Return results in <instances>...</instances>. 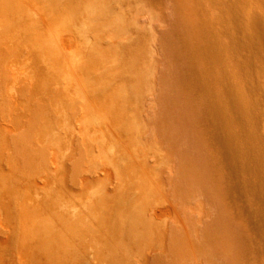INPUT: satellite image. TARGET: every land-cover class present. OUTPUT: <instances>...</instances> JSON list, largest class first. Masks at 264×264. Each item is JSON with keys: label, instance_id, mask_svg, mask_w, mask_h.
I'll return each instance as SVG.
<instances>
[{"label": "bare ground", "instance_id": "obj_1", "mask_svg": "<svg viewBox=\"0 0 264 264\" xmlns=\"http://www.w3.org/2000/svg\"><path fill=\"white\" fill-rule=\"evenodd\" d=\"M6 1L70 79L77 58L78 91L105 130L126 133L127 91L152 100L147 118L140 111L131 117L138 140L155 130L134 150L137 165L99 169L107 186L128 172L142 181L117 195L122 244L150 247L151 264H264V29L243 22L237 0H167L171 18L165 0H133L160 23L142 43L122 9L125 0ZM74 25L83 39L77 54L66 35ZM116 138L122 160L130 158ZM151 149L168 172L154 176L138 165ZM152 200L159 210L150 212Z\"/></svg>", "mask_w": 264, "mask_h": 264}, {"label": "rangeland", "instance_id": "obj_2", "mask_svg": "<svg viewBox=\"0 0 264 264\" xmlns=\"http://www.w3.org/2000/svg\"><path fill=\"white\" fill-rule=\"evenodd\" d=\"M235 4L246 25L264 29V5L259 0ZM122 5L138 42L150 34L152 26L160 27L142 4L125 0ZM164 8L171 18L167 0ZM75 25L66 35L77 54L83 39ZM107 44L100 39V46ZM38 45L25 17L0 0V264H151V248L123 245L117 223V195L126 184L133 187L142 181L134 183L126 171L127 175L121 179L115 175L107 186L99 173L104 166L125 170L139 162L134 150L140 149L141 141L151 142L155 130L150 126L138 140L139 131L130 127L131 117L140 111L147 118L150 96L142 92L135 99L127 91L129 100L122 105L126 133L108 132L95 117V107L78 91L75 80L83 70L79 72L77 58L73 59L75 77L70 79ZM92 84L89 79L88 85ZM118 84L116 78L113 85ZM101 90L97 98L103 97ZM118 135L132 153L130 158L120 157ZM141 157L144 164L138 165L146 166L152 175L168 172L158 151L151 149ZM144 196L151 198L149 191ZM135 197L134 191L126 204ZM154 209H160L155 201L149 210Z\"/></svg>", "mask_w": 264, "mask_h": 264}]
</instances>
